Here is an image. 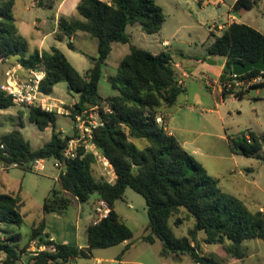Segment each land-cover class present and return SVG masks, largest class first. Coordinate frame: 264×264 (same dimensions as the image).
<instances>
[{
    "label": "trees",
    "instance_id": "16d2710c",
    "mask_svg": "<svg viewBox=\"0 0 264 264\" xmlns=\"http://www.w3.org/2000/svg\"><path fill=\"white\" fill-rule=\"evenodd\" d=\"M262 1L237 0L233 10L237 13L251 11ZM15 2L0 0V56L17 58L25 70L44 65L46 77L41 89L47 95H52L60 83H67L69 91L79 95L71 115L75 118L78 114L92 112L98 116L103 125L93 130L92 143L110 161L116 173L114 183L103 177L96 178L93 167L97 157L84 150L73 160L64 158V151L73 136H63L56 129V112L28 107L31 123L41 131L52 128L50 141L39 149L32 148L20 129L0 135V158L5 163H17L23 168H31V163L37 159L64 163L65 172L60 176L62 191L52 190L44 202L45 215H62L74 200L86 203L93 195L106 201L111 208L108 218L88 227L87 247L51 240L50 234L45 233L46 218L34 225L30 242L38 239L39 250L32 254V264H71L78 259L93 258L95 249H108L131 241L132 230L115 210L116 203L123 200L128 188L146 200L150 233L144 241L152 245L161 241L165 256L189 255L195 264H220L216 258L200 251L201 233L205 234L204 242L208 245L227 244L228 254L237 261L248 256L246 241H264V212L252 211L242 200L224 192L220 180L210 175L196 157L168 133L165 123L157 122L162 109H170L185 92L170 52L154 55L132 45L117 73L108 77L117 94L108 98L99 94L103 67L113 45L131 43L127 28L139 24L147 34L161 32L166 18L157 0H82L76 9L77 18H59L56 40H72L79 32L98 40L99 56L89 57L92 67L84 75L56 47L50 51L31 52L29 42L19 34L16 26ZM68 46L76 49L72 41ZM208 52L209 56L226 58L220 76L223 99L234 96L243 100L253 89L264 88L261 84L239 92L233 84L229 86L233 64H247L264 58V34L257 29L234 20L216 37ZM261 73L255 69L242 78ZM15 106L11 97L0 92V111ZM21 127L24 128L22 123ZM134 140L146 145L140 148ZM230 149L236 155L264 161V135L248 130L230 138ZM23 207L21 191L5 194L0 190V230L2 226H22L26 218ZM174 217H177V227L187 221L194 222L188 236L175 234L170 223ZM2 231L5 238L0 241V254L6 256L2 264H17L29 244L23 249L19 245L20 234ZM42 247L45 249L40 250Z\"/></svg>",
    "mask_w": 264,
    "mask_h": 264
},
{
    "label": "rangeland",
    "instance_id": "374dc122",
    "mask_svg": "<svg viewBox=\"0 0 264 264\" xmlns=\"http://www.w3.org/2000/svg\"><path fill=\"white\" fill-rule=\"evenodd\" d=\"M34 1L26 0L25 3H18L16 16L19 23L20 18L29 23V34H41V37L50 35L54 27V24L46 17V14L50 12L45 8L39 9L32 6ZM217 1L157 0V4L163 8L166 18L161 32L147 34L141 25H130L127 28V34L131 37V43L113 45V51L103 67L99 94L103 98L117 94L108 77L117 73L120 63L130 53L132 45L154 55L170 52L178 78L184 82L185 92L170 109L163 108L158 117H161L163 122L168 119L166 127L188 150L196 152V159L202 163L210 175L220 180V188L224 192L236 196L245 204L248 203V207L252 211H264V161L236 155L230 149V138L248 130L264 135V88L253 89L243 100H238L234 96L222 98L219 91L218 74L225 62V57H210L208 50L216 37L222 34L219 31L214 36L212 34L214 28L229 21V8L234 0H223L225 5ZM231 13L236 15L240 21L264 34V0L251 11ZM76 16H79L77 11ZM38 18L43 19L46 23L36 27L34 22ZM80 33L82 36L89 37L86 39L80 37L73 42L87 55L95 56L98 40L87 33ZM51 38L50 35L49 39ZM164 42H168V45L164 46ZM64 49L70 60L82 73L92 67L89 56L71 52L67 47ZM76 58H79L80 64H77ZM208 60L217 64H209ZM8 63H17V58H10ZM6 69L7 64L0 63V84L4 82ZM21 73L25 74V71H21ZM184 73L188 76L184 77ZM51 97L64 102L65 111L70 112L79 99L78 94L69 91L67 83L57 85ZM28 112L29 108L22 106L0 111V135L21 129L26 140L36 150L50 141L52 128L41 131L36 124L29 121ZM21 123L24 128L21 127ZM74 126L75 120L71 114H58L56 129L62 132L63 136H73ZM134 142L140 148L146 145L145 142L136 140ZM94 152L96 156L102 155L98 150H94ZM262 155H264V151ZM2 165L0 164L1 192L17 194L21 191L24 202L23 213L26 216L24 224L20 227L2 226V229L20 234L19 245L21 248L24 249L29 244V248L25 249L17 264H32L31 256L37 251L39 244L38 239L35 240V243L30 242L33 226L39 224L45 217H47V233L52 236L67 235L71 237V242L76 243L74 240L76 207L70 206L61 216L45 215L43 210L44 202L51 195L52 190L62 191L58 170L55 169V160H46L44 172H36L28 167H14L5 171L1 169ZM93 173L98 179L105 178L98 162L93 167ZM65 196L71 198L68 194ZM97 197V195H93L88 202L83 203L85 216L77 241L86 247L88 239L85 227L91 221V215L94 214L92 208ZM248 198L252 200H246ZM115 209L122 221L132 230L133 239L112 248L95 249L93 258L78 259L72 261L71 264H95L98 259L112 261L120 256L124 261L142 264H195L189 255H163V244L159 240L153 245L144 241V237L150 233V230L147 204L142 195L128 188L123 200L116 203ZM176 219L177 217H174L170 222L175 234L178 237L188 236L194 222L187 221L177 227L175 226ZM2 229L0 230V241L5 238ZM199 238L201 243L199 249L202 254L216 258L220 264H264V241L262 240L246 241L244 244L247 247L248 256L244 260L237 261L228 254L227 244L208 245L204 242V233L199 234ZM5 257L4 254H0V264Z\"/></svg>",
    "mask_w": 264,
    "mask_h": 264
},
{
    "label": "built area",
    "instance_id": "2783aa9c",
    "mask_svg": "<svg viewBox=\"0 0 264 264\" xmlns=\"http://www.w3.org/2000/svg\"><path fill=\"white\" fill-rule=\"evenodd\" d=\"M226 25H219L214 28L213 32H223L226 30ZM164 46L168 43L164 42ZM9 59L0 56V63L7 64V69L5 72L4 82L0 84V92L11 97L17 106L22 107H39L47 112H56L61 115H70V111H65L64 102L56 100L47 95L41 89V84L46 77L45 66L41 65L37 69L25 70L21 64L14 63L9 64ZM21 71H25L22 74ZM184 77H187L184 75ZM231 86H235L236 91L246 92L252 89L254 86H259L264 84V72L260 75L250 76L242 78V76H237L233 74L231 76ZM180 84H184L183 80L179 81ZM258 89V88H255ZM75 120V132L72 139L68 142L67 147L64 151V158L66 160H73L78 157L81 150L87 153H93L96 155L94 150H97L95 145L92 143L93 130L100 125H103L98 116L92 112H84L83 114H78L74 118ZM158 124H164L161 117L157 118ZM4 149V146H2ZM97 162L101 165L103 175L109 183H114L116 179V173L113 165L110 161L103 155L96 156ZM0 164L2 170H9L14 167H20L17 163H5L0 158ZM32 170L36 172H44L46 170V160L37 159L31 163ZM55 169L58 170V177L65 172V165L60 160H55ZM111 212L109 204L104 200H99L95 206V219L93 225L99 224L102 220L108 218ZM42 247L40 250H44ZM39 249H37L38 251ZM95 264H142L138 262L124 261L123 259H115L112 261H104L101 259L96 260Z\"/></svg>",
    "mask_w": 264,
    "mask_h": 264
},
{
    "label": "crops",
    "instance_id": "0c3cea01",
    "mask_svg": "<svg viewBox=\"0 0 264 264\" xmlns=\"http://www.w3.org/2000/svg\"><path fill=\"white\" fill-rule=\"evenodd\" d=\"M81 1L82 0H35L34 1V3L32 4V6H36L39 9H44L45 8V9H47L50 12V13H47L46 14V17H47L48 21H50V22H52L54 24V27L52 29V32L50 33V35H51L52 38L49 39L50 35H46L44 37H41V34H38V35L29 34L28 33L29 32V23L27 21H25L23 18H20V23H19V19L16 16V8H17V5H18L19 2L20 3H25L26 0H16L15 7H14V17H15V21H16V26H17V28L19 30V34H21L29 42L31 52H33L34 50H39L40 52H42V51H50L52 48L56 47V48L60 49L65 54V56L68 58V60L71 62V64L79 71V69L76 67V65H74V63L70 60V57L66 53L64 47H67L71 52H74V53L77 52V53H81V54H83L85 56H89L86 53H84L83 51H81L80 49H78L77 46L75 45V43L73 42L77 38L83 37V38L86 39V37H89V36H82L81 33L79 32V33H77L72 38V40H67L65 42H60V41H58V40L55 39V33L57 31V28H58V20H59L60 17L77 18V16H76V9H77V6L79 5V3ZM217 2H219L220 4L225 5V3L223 2V0H218ZM236 2H237V0H234L233 4L229 8L230 9L229 10L230 11L229 12V17H228L229 18V21H227L226 23H222L223 25H226L227 28L229 27V25L234 20L237 21V22H239V23L246 24L245 22L240 21V19H238L236 15H234V14L231 13V12H235L233 10V7H234V5H235ZM241 12H244V11H241ZM241 12H239V13H241ZM45 23H46V21H44L43 19L38 18L37 21L34 22V25H36V27H38V26H43ZM222 24H219V25H222ZM216 33L217 32H213V34H216ZM70 41L73 42V44H74V46L76 48L75 50H72L68 46V44H69ZM74 53H72V55H75ZM98 56H99V52H98V49H97L96 55L95 56H89V57H98ZM210 57H213V56H210ZM76 59H77V61H76L77 64H80V62L78 60L79 58H76ZM17 63H18V61H17ZM225 64H226V58H225V62L223 63V65L221 67V70L219 71V74H218V76H219V91L220 92H222V86L220 85V76L222 75V72H223V69H224ZM177 66H179V65H177ZM90 68L86 69V71H84V73H82L81 71H79V72L82 75H84V74H86V72ZM184 75L188 76L186 73H184ZM164 123H165L166 126H168V119H166L164 121ZM166 129H167V131H168L169 134L174 135L167 127H166ZM182 145H183V147L189 153H191L192 155L196 156V152L195 151H192L191 152L190 150L187 149V147L184 144H182ZM13 194H15V193H13ZM99 200H100L99 197H97V199L95 200L94 206L92 208L94 214L91 215V221L85 227V233H86V235H87V229H88V227L93 223V221L95 219V205H96V203ZM246 200L250 201L252 199L248 198ZM246 205L248 206V203ZM71 206H74L77 209L76 227H75V232H74L75 233L74 240L76 241V243L71 242L70 241L71 240V237H68L67 235H65V236L64 235L63 236H59L58 234H56L54 236L50 235L51 240H53V241H55L57 243H60V244H67V245H71V246H78V247H81V248L82 247H86L84 245L79 244L78 241H77L78 238H79V232L81 231L82 220H83V218L85 216V207H84L83 203H80L77 200H74ZM65 213H66V211H65ZM64 214H62V215H64ZM55 215H57V214H55ZM58 216H61V215H58ZM45 218H47V217H45ZM45 233H47V230L45 231ZM32 243H35V241L32 242ZM125 243H128V242H125Z\"/></svg>",
    "mask_w": 264,
    "mask_h": 264
},
{
    "label": "water",
    "instance_id": "95a60500",
    "mask_svg": "<svg viewBox=\"0 0 264 264\" xmlns=\"http://www.w3.org/2000/svg\"><path fill=\"white\" fill-rule=\"evenodd\" d=\"M208 63L212 65L216 64V62L212 60H208ZM255 69L264 72V58H261L258 61L249 62L247 64L235 63L232 66L233 74L237 76H244Z\"/></svg>",
    "mask_w": 264,
    "mask_h": 264
}]
</instances>
